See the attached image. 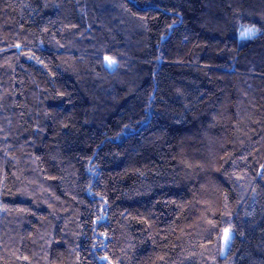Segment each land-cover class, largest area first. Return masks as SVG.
Segmentation results:
<instances>
[{
	"label": "trees",
	"instance_id": "1",
	"mask_svg": "<svg viewBox=\"0 0 264 264\" xmlns=\"http://www.w3.org/2000/svg\"><path fill=\"white\" fill-rule=\"evenodd\" d=\"M262 165L264 0H0V264H264Z\"/></svg>",
	"mask_w": 264,
	"mask_h": 264
},
{
	"label": "rangeland",
	"instance_id": "2",
	"mask_svg": "<svg viewBox=\"0 0 264 264\" xmlns=\"http://www.w3.org/2000/svg\"><path fill=\"white\" fill-rule=\"evenodd\" d=\"M252 34V32L247 29L245 32L241 34V37H248ZM227 230V233L225 232ZM227 237V239H226ZM230 238H231V231L230 229L226 228L223 230L221 240H220V256H225L229 247L230 243Z\"/></svg>",
	"mask_w": 264,
	"mask_h": 264
},
{
	"label": "snow or ice",
	"instance_id": "3",
	"mask_svg": "<svg viewBox=\"0 0 264 264\" xmlns=\"http://www.w3.org/2000/svg\"><path fill=\"white\" fill-rule=\"evenodd\" d=\"M249 31L254 33L255 31H257V29L250 28ZM17 47H19V45H17ZM105 60L109 61V63H115V61H113L110 57H105ZM262 168H264V165H262ZM225 232L227 233V230H225ZM226 239H227V237H226ZM103 259L107 260L108 257H103Z\"/></svg>",
	"mask_w": 264,
	"mask_h": 264
}]
</instances>
